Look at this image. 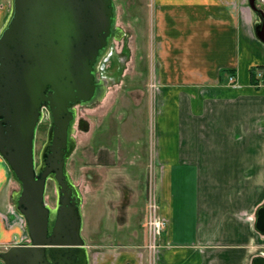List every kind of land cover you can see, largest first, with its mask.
<instances>
[{"label": "crops", "instance_id": "1", "mask_svg": "<svg viewBox=\"0 0 264 264\" xmlns=\"http://www.w3.org/2000/svg\"><path fill=\"white\" fill-rule=\"evenodd\" d=\"M151 1L149 56L157 88L149 102L137 98L145 90L139 85L131 88L136 98L121 100L135 114L150 108V133L140 128L131 137L120 127L115 138L83 146L82 230L97 214L101 220L94 242L84 238L87 249L102 252L95 264H150L138 256L147 255L153 191L166 222L153 264H252L264 258V234L255 229L264 204L258 17L248 0ZM258 6L264 11V0ZM108 82L102 103L122 85ZM147 122L139 125L145 130ZM99 124L112 129L105 118ZM15 184L0 158V251L28 239L11 201Z\"/></svg>", "mask_w": 264, "mask_h": 264}, {"label": "water", "instance_id": "2", "mask_svg": "<svg viewBox=\"0 0 264 264\" xmlns=\"http://www.w3.org/2000/svg\"><path fill=\"white\" fill-rule=\"evenodd\" d=\"M256 2L248 0L258 17L255 36L264 43V12ZM116 17L114 0H10L0 28V158L18 186L11 201L28 239L0 251L3 264H90L82 195L67 163L76 146V108L91 107L107 92L109 82L98 70L124 36ZM45 114L37 162L36 132ZM83 123L87 129L83 121L78 126ZM49 181L53 207L45 199ZM255 229L264 234V204Z\"/></svg>", "mask_w": 264, "mask_h": 264}, {"label": "rangeland", "instance_id": "3", "mask_svg": "<svg viewBox=\"0 0 264 264\" xmlns=\"http://www.w3.org/2000/svg\"><path fill=\"white\" fill-rule=\"evenodd\" d=\"M114 2L117 11L116 25L123 30L124 37L121 39V41L115 42L113 44L111 51L101 65L99 74L103 78L108 80L111 79L112 82L114 81L113 83H119L122 81V85L118 87V91H115L114 89L112 90L110 93L111 99H108L106 103H102L101 101L90 108H76L77 116L74 132L76 147L68 160L67 169L80 192L82 191L80 182L85 176V174H83L81 171L82 164L84 163L82 159L83 146H89L90 143L96 145V143H98V138H101L99 142H106L109 135L113 133V137L115 138L116 134L120 133V127L125 128L126 133L130 134L131 137L132 134L139 131L140 128L142 132L146 131L147 136L150 133L148 126L151 120L150 108H144L139 112V114H135L131 108L127 107V105H123V103L121 104V100H127L131 97L136 98L137 94H133V92H131V88L138 85L143 86L145 90L144 93L142 92V94L141 92L138 93L139 95L137 98H143L147 101L153 100V91L150 90L149 86L150 69L152 64L150 62L149 56L150 28L148 24V19L150 17L148 5H150L152 1L114 0ZM0 6H3L5 9L4 11H2V8L0 9V13L2 11L3 14L2 22H4V19L9 12L10 0H4L0 3ZM124 72H126V75ZM121 75L125 76L122 77ZM104 118L108 121V126L112 129H109L108 131H102L103 126H101L99 122ZM138 118H140V120L136 121ZM141 119L148 120L147 126H145L147 128L145 130L144 126L139 125ZM79 120L89 125L87 128L88 130L80 129L78 126ZM136 124H138L137 128L135 127ZM47 128L48 119L45 114L36 132L35 158L37 162L38 156L40 154L39 152L46 139ZM14 188L17 190L18 186L15 184ZM45 199L49 206L53 207L55 205L56 192L54 184L51 181L47 183ZM97 215L95 219L91 220L93 222L92 227H86L84 230H82L83 238L92 243L94 242V239L98 237L97 234L99 232V226L101 223V220L97 218ZM146 244L147 237L145 247ZM94 247L91 246L89 248V259L91 255L90 264H95L97 258L101 255H99V253H102L100 250H97ZM144 254V252H141L138 257L148 260V256L145 254L144 257Z\"/></svg>", "mask_w": 264, "mask_h": 264}, {"label": "built area", "instance_id": "4", "mask_svg": "<svg viewBox=\"0 0 264 264\" xmlns=\"http://www.w3.org/2000/svg\"><path fill=\"white\" fill-rule=\"evenodd\" d=\"M106 59V58H105ZM104 59V60H105ZM103 60V61H104ZM153 66V65H152ZM150 69V90L155 91L157 85L156 80L154 77L153 69ZM260 76V74H258ZM229 82H233V77H229ZM159 206L156 200L155 193L152 191L149 192L148 199H147V207H146V221H145V228H146V237H147V244H146V252L148 255L149 263L153 264L155 253L157 252L160 244V239L165 231L166 222L164 218L161 217L159 214Z\"/></svg>", "mask_w": 264, "mask_h": 264}, {"label": "trees", "instance_id": "5", "mask_svg": "<svg viewBox=\"0 0 264 264\" xmlns=\"http://www.w3.org/2000/svg\"><path fill=\"white\" fill-rule=\"evenodd\" d=\"M85 124L83 123V129H85V126H84Z\"/></svg>", "mask_w": 264, "mask_h": 264}, {"label": "flooded vegetation", "instance_id": "6", "mask_svg": "<svg viewBox=\"0 0 264 264\" xmlns=\"http://www.w3.org/2000/svg\"><path fill=\"white\" fill-rule=\"evenodd\" d=\"M95 105V104H94ZM93 106V105H92Z\"/></svg>", "mask_w": 264, "mask_h": 264}]
</instances>
